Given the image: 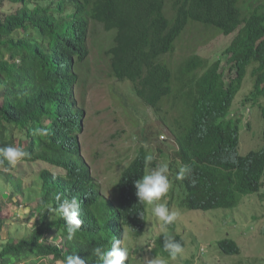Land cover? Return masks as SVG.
<instances>
[{
	"label": "trees",
	"instance_id": "trees-1",
	"mask_svg": "<svg viewBox=\"0 0 264 264\" xmlns=\"http://www.w3.org/2000/svg\"><path fill=\"white\" fill-rule=\"evenodd\" d=\"M165 1L0 0V9L7 3L19 6L0 19V147L22 148L27 155L21 160L61 169L40 172L41 217L29 237L3 245L0 264H43L47 258L63 264L73 256L86 264H103L113 240L124 248L127 231L135 237L145 231L146 204L139 202L134 182L147 168L154 169L153 158L136 156L115 181L114 199L107 200L80 155L77 134L83 110L74 89L88 57L92 24L113 34L105 54L115 80L129 82L155 114L167 101L170 109L180 110L169 134L176 144L174 158L184 169V179L174 182L185 192L182 203L188 210H231L242 197L262 189L264 145L238 154L239 119L232 117L231 107L248 68L256 96H264V0L246 5L240 3L246 0H171L170 18ZM190 24L234 36L222 60L210 63L198 55L188 57L173 89L172 70L161 58L174 52ZM262 117L264 143V107ZM40 129L47 135H40ZM15 167L0 157V177L22 192L21 182L9 174ZM57 194L79 204L82 225L72 239L65 220L45 207L58 206ZM4 224L0 215V232ZM53 238L58 241L52 243ZM169 243L185 248L180 236L161 234L152 253L171 257ZM217 247L226 255L240 253L228 238ZM124 264H131L129 252Z\"/></svg>",
	"mask_w": 264,
	"mask_h": 264
},
{
	"label": "rangeland",
	"instance_id": "rangeland-1",
	"mask_svg": "<svg viewBox=\"0 0 264 264\" xmlns=\"http://www.w3.org/2000/svg\"><path fill=\"white\" fill-rule=\"evenodd\" d=\"M249 1L240 3L246 5ZM18 7L5 4L0 9V19L14 13ZM165 13L170 18L171 0L165 1ZM233 36L190 24L176 41L174 52L161 58L172 70L173 89L178 85L179 72L188 57L198 55L210 63L222 60V52ZM112 38L113 34L105 32L100 24L91 25L87 39L88 57L79 68L74 89V97L83 110L81 129L77 134L80 155L107 200L114 199V184L120 172L140 153L153 158L155 163L151 167L154 170L167 165L168 172L162 174L168 176L171 185L159 201L146 204L142 236L135 237L127 231L123 245L131 255V264H151L154 259L163 264H264V181L258 194L242 197L234 209L188 210L182 203L186 194L174 182L181 168L174 158L176 144L169 134L173 121L179 120L180 110L170 109L167 101L163 102L161 113L155 114L137 98L129 82H118L112 77L105 54ZM249 69L231 107L232 117L239 119L238 154L241 156L258 151L264 145L260 110L264 106V97L249 99L254 86ZM15 165L9 174L21 182L22 192L14 190L8 180L0 177V215L5 219L0 232V250L7 241L30 236L41 217L38 176L42 169L50 168L40 162L24 160ZM150 170L147 168L146 174ZM159 203L166 204L170 215L176 214V220L168 227L153 214V208ZM161 234L177 235L185 241L184 251L177 253L176 260L152 253L154 241ZM225 238L239 246L238 255L220 251L217 243ZM54 241L58 240L51 239L52 243ZM43 264L62 263L47 258Z\"/></svg>",
	"mask_w": 264,
	"mask_h": 264
},
{
	"label": "clouds",
	"instance_id": "clouds-1",
	"mask_svg": "<svg viewBox=\"0 0 264 264\" xmlns=\"http://www.w3.org/2000/svg\"><path fill=\"white\" fill-rule=\"evenodd\" d=\"M251 69L252 68H250L249 71ZM250 76L254 81V78L251 75V71ZM256 97L259 96H256V90L253 86V92L249 99H254ZM262 107H260L261 113ZM39 134L47 135V131L45 129H40ZM26 155L27 153L22 148H16L12 146L0 147V157H2L3 160H6L9 165L14 166L19 160L24 158ZM151 159V156H148L146 158L147 161H151ZM40 163L50 167L44 168L42 170H48L52 173L61 172V169L54 168L45 162L41 161ZM167 172L168 167L165 164L160 167L159 170H150L148 174L142 177V179L136 180L134 182L135 188L137 189V196L139 197V202L145 203L147 205H153L154 201H159L162 197L167 194L171 185L168 176L162 174ZM183 172L184 169L181 168L180 173L176 176V179H184ZM55 200L58 204L57 207L54 208L51 204H48L45 207L48 213L55 216H59L65 220L68 238L72 239L82 225V220L80 219L79 214V204L75 198H72L71 200H61V196L59 194L56 195ZM153 214L158 217L164 225L172 224V222L177 218L175 213H172L171 215L169 214V209L164 203L156 204L153 208ZM141 215L143 214L141 213ZM167 238L170 239V237ZM120 245L121 241L113 240L111 248L105 251V254L102 257L103 264H124V262L128 259V251L126 248H122ZM166 247L172 249V260L177 259V253L181 254L184 251V248L180 247V245L178 244L169 243L166 245ZM95 251L98 253L99 249H96ZM63 264H86V261L73 256L66 257L63 261ZM151 264H163V262L159 259H154L151 261Z\"/></svg>",
	"mask_w": 264,
	"mask_h": 264
}]
</instances>
